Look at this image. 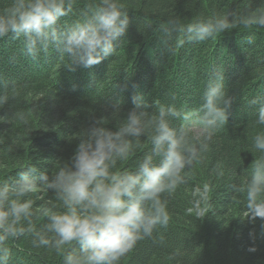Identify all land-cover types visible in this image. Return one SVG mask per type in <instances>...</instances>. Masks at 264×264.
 Listing matches in <instances>:
<instances>
[{"label":"trees","instance_id":"trees-1","mask_svg":"<svg viewBox=\"0 0 264 264\" xmlns=\"http://www.w3.org/2000/svg\"><path fill=\"white\" fill-rule=\"evenodd\" d=\"M12 0H0V11ZM101 0H73L59 27L72 24ZM130 17L126 36L115 55L92 68L65 67L55 48L32 60L22 54V38L0 39V94L10 99L0 107V181L18 179L28 165L49 175L72 157L79 132L103 116L114 128L142 94L154 104L198 109L215 69L225 72L232 98L228 120L220 125L206 151L186 169L185 182L165 195L169 223L156 240L144 239L119 264H264V219L250 218L243 188L253 162L259 158L253 138L256 105L264 97V0H120ZM227 15L235 20L228 30L202 42H186L187 25ZM120 100L122 112H111ZM21 117L23 119H21ZM178 126L180 121L175 122ZM198 131H197V129ZM193 135L200 129L193 126ZM145 145L118 168L134 170L148 151ZM39 210L53 194L37 186L30 194ZM249 215V217H248ZM247 217V218H246ZM46 222L41 215L39 226ZM255 245L256 251H249ZM9 264H63L64 255L78 245L60 250L35 248L25 236L9 240Z\"/></svg>","mask_w":264,"mask_h":264},{"label":"clouds","instance_id":"clouds-1","mask_svg":"<svg viewBox=\"0 0 264 264\" xmlns=\"http://www.w3.org/2000/svg\"><path fill=\"white\" fill-rule=\"evenodd\" d=\"M72 8L73 0H12L0 11V39L22 38V54L34 61L54 47L71 71L92 68L115 55L130 25L120 0H101L72 24L59 27L60 19ZM259 23L264 25V13ZM234 25L235 20L225 14L181 30L186 42H202ZM9 99L8 94H0V107ZM132 101L134 107L114 128L105 126L109 122L103 116L84 127L75 137L78 143L70 160L51 175L28 165L18 171V179L0 181V264L10 262L7 242L25 236L35 248L60 250L78 245L64 255L63 264H119L139 241H155L158 229L167 228L165 195L185 182L186 169L228 120L232 98L225 72L222 68L213 71L198 109L155 103L149 111L139 93ZM250 103L257 106L255 123L264 126V97ZM111 112H122L119 99ZM176 121L181 122L179 126ZM193 126L201 130L199 134L193 135ZM142 137L150 148L134 170L118 168L145 146ZM253 147L260 156L251 166L246 185L236 190L246 194L254 221L264 219V131L254 136ZM38 185L54 196L39 210L30 196ZM41 215L46 222L38 226ZM249 251H256L255 245Z\"/></svg>","mask_w":264,"mask_h":264},{"label":"rangeland","instance_id":"rangeland-1","mask_svg":"<svg viewBox=\"0 0 264 264\" xmlns=\"http://www.w3.org/2000/svg\"><path fill=\"white\" fill-rule=\"evenodd\" d=\"M197 129V128H196ZM197 131H198V129H197Z\"/></svg>","mask_w":264,"mask_h":264}]
</instances>
